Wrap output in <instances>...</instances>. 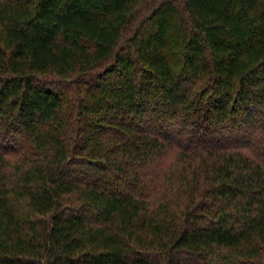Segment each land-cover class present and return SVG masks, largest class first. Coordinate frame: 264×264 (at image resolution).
Wrapping results in <instances>:
<instances>
[{
	"label": "trees",
	"instance_id": "obj_1",
	"mask_svg": "<svg viewBox=\"0 0 264 264\" xmlns=\"http://www.w3.org/2000/svg\"><path fill=\"white\" fill-rule=\"evenodd\" d=\"M0 264H264V0H0Z\"/></svg>",
	"mask_w": 264,
	"mask_h": 264
}]
</instances>
